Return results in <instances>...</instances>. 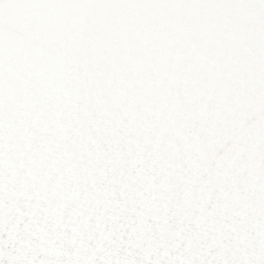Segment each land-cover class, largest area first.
Segmentation results:
<instances>
[{
    "label": "snow or ice",
    "instance_id": "6c2138e0",
    "mask_svg": "<svg viewBox=\"0 0 264 264\" xmlns=\"http://www.w3.org/2000/svg\"><path fill=\"white\" fill-rule=\"evenodd\" d=\"M0 264H264V0H0Z\"/></svg>",
    "mask_w": 264,
    "mask_h": 264
}]
</instances>
